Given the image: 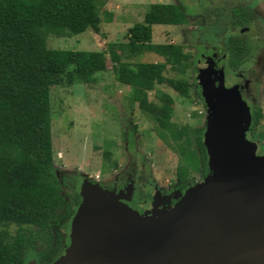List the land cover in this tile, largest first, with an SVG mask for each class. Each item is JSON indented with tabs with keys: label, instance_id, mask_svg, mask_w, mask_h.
Returning a JSON list of instances; mask_svg holds the SVG:
<instances>
[{
	"label": "trees",
	"instance_id": "16d2710c",
	"mask_svg": "<svg viewBox=\"0 0 264 264\" xmlns=\"http://www.w3.org/2000/svg\"><path fill=\"white\" fill-rule=\"evenodd\" d=\"M185 9L175 2H151L142 20L127 28L126 42H108L106 50H79L48 47L46 37L85 29L98 33L99 0H0V264H26L32 258L49 264L60 255H54L62 237L59 228L73 214L72 205L80 195L75 190L71 201L67 200L62 188L66 177H59L54 169L50 88L94 82V75L106 69L107 57L115 79L131 89L128 100L156 123L157 136L177 141L188 167L201 168L198 160L205 158L202 129L172 122L174 100L169 93L160 91L157 101L149 100L147 94L155 83H166L180 96H189L190 82L165 76L164 71L168 66L182 75L192 63L190 54L177 43L152 42V26L183 24ZM111 15L108 12L106 19ZM247 16L246 10L233 9L229 23L240 26L248 21ZM233 35L227 37L226 50L229 63L236 66L246 46ZM143 52L163 60L130 63L123 59ZM251 112L254 133L263 115L259 107ZM184 167L178 166L179 174L186 171ZM49 231L55 240L54 256L35 245L36 240L47 243ZM29 252L32 256L27 259Z\"/></svg>",
	"mask_w": 264,
	"mask_h": 264
},
{
	"label": "rangeland",
	"instance_id": "374dc122",
	"mask_svg": "<svg viewBox=\"0 0 264 264\" xmlns=\"http://www.w3.org/2000/svg\"><path fill=\"white\" fill-rule=\"evenodd\" d=\"M155 1L175 2L187 9V19L181 25L154 24L152 42L177 43L184 52L190 54L192 63L182 75L168 66L164 75L186 79L190 82L191 89L189 96L183 97L166 83H155L147 93L148 99L157 101L156 94L160 91L169 93L174 100L172 122L176 125L190 124L199 127L203 131V137L207 129V105L203 102L205 99L199 87L198 69L210 63V83L213 88H217L220 72L222 71L223 76L224 72L227 73L226 64L217 67L216 61L220 54L222 56L218 46L225 44L228 37L232 10L242 9L246 10V14L248 11L252 15L249 26L236 32L246 44L245 53L239 57L242 61L246 60L241 66L246 70L244 75H247L245 82H237L236 87L239 94L242 88H249L250 95L253 94V100L248 105L251 108V122V110L259 107L262 111L263 117L255 123L254 133L250 128L251 122L249 128L254 134L253 139L259 142L258 146L263 151L264 135L259 133L264 131V0H99L101 22L98 33L85 29L74 35L49 34L46 37L47 46L106 50L108 42H126L127 28L141 21L146 6ZM108 12L112 14L109 20L106 19ZM123 59L130 63L163 60L152 52L131 54L123 56ZM111 65V60L107 57L106 69L97 72L92 83H61L50 88L54 169L59 177H66L62 186L66 199L71 201L73 191L81 179H87L109 192L108 188L123 182L127 174L132 177V174L138 173L142 188L167 191L173 186L168 187V182L178 175L176 167L183 165L186 171L181 174L186 175L191 171L194 178L199 180L203 171L199 172L197 165L188 167L177 150V141L162 140L157 136L156 123L137 103L128 100L131 89L115 79ZM205 150L203 167L208 162V152L206 148ZM105 151L108 152V157L104 155ZM75 206L76 204L72 205L73 212ZM69 219L59 228L62 237L60 247L54 255L62 253L70 237ZM14 228L15 226H11L12 230ZM52 234L49 231L47 243L36 240V249L44 248L47 253L52 254L55 242ZM31 256L32 252H29L27 259Z\"/></svg>",
	"mask_w": 264,
	"mask_h": 264
},
{
	"label": "water",
	"instance_id": "95a60500",
	"mask_svg": "<svg viewBox=\"0 0 264 264\" xmlns=\"http://www.w3.org/2000/svg\"><path fill=\"white\" fill-rule=\"evenodd\" d=\"M209 64L197 74L207 105V175L150 215L83 180L70 246L49 264H264V155L245 135L248 104L236 86L225 87L222 71L211 86Z\"/></svg>",
	"mask_w": 264,
	"mask_h": 264
},
{
	"label": "flooded vegetation",
	"instance_id": "af4514ba",
	"mask_svg": "<svg viewBox=\"0 0 264 264\" xmlns=\"http://www.w3.org/2000/svg\"><path fill=\"white\" fill-rule=\"evenodd\" d=\"M247 15H248L247 16L248 21L245 22L244 24L240 25V26L232 27L230 25V23L228 24V27H229L228 35L234 34L233 36H238V34L236 33L237 31L239 32V31H241V29L247 28L249 26L250 17L252 15L249 12H247ZM238 37L240 38V36H238ZM241 40L243 41V39H241ZM243 43H244V41H243ZM226 44H227V39H226L225 44L221 43L220 46H218L220 52H222V56L220 54L221 57L220 56H218L219 58L217 57L218 61H216V63H217V67H218V65H225L226 64V72L227 73L224 72V76L222 75L221 79H222V82L224 83L225 87L230 88L232 86H236L237 82H241V83L245 82V78H247V75H244V73H246V70L241 65L246 60L242 61V58L239 57V62L237 63L236 66L229 63L228 53L226 50ZM245 46H246V44H245ZM212 53H215V52H212ZM209 56H212V55H209ZM245 57L247 58L248 56H245ZM225 61H226V63H225ZM229 71H231V72H229ZM229 73H231V74H229ZM249 92H250L249 88H242L240 91L242 98L245 101H247L248 105H249V101L253 100V94L250 95ZM203 102H204V100H203ZM206 109H207V107H206ZM205 120L207 121V119H205ZM202 135H203V131H202ZM245 135H246L247 139L256 143V154L257 155L263 154L264 150L262 151L258 146L259 142L257 143L253 139L254 134L252 133L250 128H248ZM202 143L204 146V151H206L203 136H202ZM206 160H207V157H206ZM198 161H199V165L201 166V168H198V170H199V172H201V171H203L202 170L203 161H201L200 159ZM204 168H205V171H203L204 172L203 175H201L199 180H196L194 178V175L191 173V171H188V174H186V175L185 174L182 175V174L178 173V170H177L178 167H176L178 175L173 180H170L168 182V184H167L168 187H169V185H173V186H172V188L169 187V190H167V191H165V190L159 191L158 189H155V188H154L155 190L149 191L146 188L144 189V187L142 188L143 185L142 186L140 185V182H139L140 176L138 175V173L132 174V177L129 174H127L125 176V178H123L124 179L123 182H119V184L111 186L110 188H108V190L110 189L109 192L114 193L116 195H119L118 200L121 203L125 204L130 209L136 211L137 213H139L141 215H150V214H152L153 210H155V209H157V210L163 209V208L168 209V208L172 207L174 204H176L178 201H180L187 189H189L192 186L197 185L207 175V173L209 172L208 162H206L203 169ZM189 173H190V175H189ZM187 175H188V177H187ZM84 180L89 182L91 185H93L89 180H87V179H84ZM82 181H83V179H81L78 187L74 189V191L75 190L78 191L79 195H80L79 189H80V185H81ZM73 197H74V195H73ZM80 204H81V196H80L79 202L75 206L76 209L74 210L73 214L70 216V219L68 222L69 227H70V223L72 222V219H73L75 213L78 211ZM70 240H71V235L68 238L69 242L67 241L66 246H64L62 249V253L65 251V249H67L70 246V244H69L71 242Z\"/></svg>",
	"mask_w": 264,
	"mask_h": 264
}]
</instances>
